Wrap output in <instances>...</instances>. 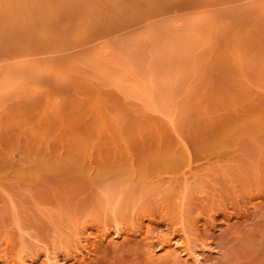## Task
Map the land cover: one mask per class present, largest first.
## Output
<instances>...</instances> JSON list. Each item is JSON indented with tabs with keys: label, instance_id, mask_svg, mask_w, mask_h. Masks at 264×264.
I'll list each match as a JSON object with an SVG mask.
<instances>
[{
	"label": "rangeland",
	"instance_id": "1",
	"mask_svg": "<svg viewBox=\"0 0 264 264\" xmlns=\"http://www.w3.org/2000/svg\"><path fill=\"white\" fill-rule=\"evenodd\" d=\"M187 243L264 264V0H0V264Z\"/></svg>",
	"mask_w": 264,
	"mask_h": 264
},
{
	"label": "bare ground",
	"instance_id": "2",
	"mask_svg": "<svg viewBox=\"0 0 264 264\" xmlns=\"http://www.w3.org/2000/svg\"><path fill=\"white\" fill-rule=\"evenodd\" d=\"M51 75L53 76L54 74H52V72H50ZM54 73V72H53ZM115 230H117L116 228H114ZM113 229V230H114ZM86 238V237H85ZM176 238V237H175ZM178 242L175 241L174 239L172 238H169V239H164L160 242V247L161 250L165 253H167L170 249H172ZM175 244V245H173ZM8 247V246H7ZM195 247L196 246H192L190 245V243H187L186 245H184V247H178L180 249V254H182V256H185L187 258V261H190V263L192 264H200L202 261H199V256L201 255H198V253L196 252L195 250ZM205 247V246H204ZM9 250V248H4V250ZM8 252V251H7ZM6 252V254L8 253H11V251H9L8 253ZM200 253V252H199ZM19 254V252H18ZM10 255V254H9ZM11 257V255H10ZM31 257V256H30ZM45 259H46V262L45 264H60L61 262L58 260V258L55 256V255H49V254H46L45 255ZM202 260V259H201ZM186 262V261H185ZM22 264H26L25 261H23Z\"/></svg>",
	"mask_w": 264,
	"mask_h": 264
}]
</instances>
